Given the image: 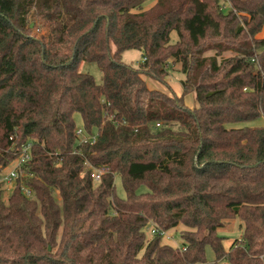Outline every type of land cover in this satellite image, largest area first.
Segmentation results:
<instances>
[{"label":"trees","instance_id":"16d2710c","mask_svg":"<svg viewBox=\"0 0 264 264\" xmlns=\"http://www.w3.org/2000/svg\"><path fill=\"white\" fill-rule=\"evenodd\" d=\"M223 1L0 0V173L31 143L34 192L18 180L5 199L0 181V264H264V124H248L264 118V0ZM169 61L181 95L143 78L165 83ZM76 113L95 142L79 143ZM232 217L243 231L225 249ZM179 224L182 245L165 243Z\"/></svg>","mask_w":264,"mask_h":264},{"label":"rangeland","instance_id":"374dc122","mask_svg":"<svg viewBox=\"0 0 264 264\" xmlns=\"http://www.w3.org/2000/svg\"><path fill=\"white\" fill-rule=\"evenodd\" d=\"M223 1V0H222ZM155 0H144L142 4V9H148L154 4ZM224 7L225 9L229 8L228 2H224ZM33 18V17H32ZM31 18V19H32ZM33 24V25H32ZM31 28H32V34L37 35V36H42L43 34H46L47 32V27L44 24V21L36 17L34 20H31ZM261 35H264V30L261 33ZM171 38L172 40L178 39V35L175 31L171 33ZM213 53V52H210ZM230 52H226L224 54L225 57L230 56ZM122 59L125 63L130 64L134 67H138L140 63L143 61V56H142V51L139 49H127L123 52L122 54ZM181 64L177 62H172L169 61V64L167 66L168 73L167 76L165 77L166 82H161L158 81L148 75H143V78L145 79L148 87L150 88H156L159 89L169 95H173L176 93L175 89H179L180 86H182V79L184 78V74L180 70ZM80 69L85 72L91 73L95 79L100 82L102 78V72L99 69L98 65L95 62H89V61H81L80 63ZM195 92L192 91L188 93L185 96V100L187 103H193V105L196 104L195 102ZM191 101V102H190ZM75 120L76 124L78 127H83V120L82 117L79 113L75 114ZM249 125H263L264 124V118L260 117L259 119L248 123ZM239 125V124H238ZM12 166L9 164V167ZM8 169L3 170V172H6ZM6 186V194H5V199L8 198L10 192L12 191V187L10 188L9 184H5ZM115 186H116V192L119 196L124 197L125 192L122 186L121 178L116 175L115 177ZM140 190L144 191L146 190L145 186H142ZM186 227L183 224H179L177 227L172 228L168 231H165L162 236H163V241L165 243L171 244L173 246H181L182 245V238H181V231L185 229ZM155 226L152 222L148 224V226L145 228V232L147 235V239H151L152 236L154 235ZM243 231V222L239 217H232L227 220H225V225L219 229V234L222 236H225L224 240V247L225 249H228L232 242L234 241L235 238H238L241 236ZM215 257L214 251L211 248V246L206 247V258L207 260H213ZM221 264H227L226 261H222Z\"/></svg>","mask_w":264,"mask_h":264},{"label":"built area","instance_id":"2783aa9c","mask_svg":"<svg viewBox=\"0 0 264 264\" xmlns=\"http://www.w3.org/2000/svg\"><path fill=\"white\" fill-rule=\"evenodd\" d=\"M76 133L79 136V143H84V142L93 143L96 141L98 136L97 131H95L93 134H88L86 133L83 127H78ZM30 149H31V143H27L19 152L17 158L10 163V165L12 166L9 167L8 165L4 167L0 173V181H4L5 184H9L10 188L12 187L11 189L15 187L16 182L19 180L21 190L23 194H25L27 197H31L34 195L32 188L23 182V177L28 173L27 170L24 168V163L31 156ZM84 168L85 170L91 169V176L94 182H99L101 180L103 170L93 167L90 164V162H88L87 160L84 162ZM5 169L8 170L6 172H3V170ZM154 231L156 232V228ZM184 249L186 248L183 247V250Z\"/></svg>","mask_w":264,"mask_h":264},{"label":"crops","instance_id":"0c3cea01","mask_svg":"<svg viewBox=\"0 0 264 264\" xmlns=\"http://www.w3.org/2000/svg\"><path fill=\"white\" fill-rule=\"evenodd\" d=\"M155 2H156V0H155ZM154 2V3H155ZM182 90H183V88H182V86H180L179 87V89H175V91H176V93H177V95H181L182 94ZM186 96V95H185ZM195 97V96H194ZM185 102H186V104L188 105V106H190V107H193L194 105H193V103L191 102V103H187V101L185 100Z\"/></svg>","mask_w":264,"mask_h":264},{"label":"water","instance_id":"95a60500","mask_svg":"<svg viewBox=\"0 0 264 264\" xmlns=\"http://www.w3.org/2000/svg\"><path fill=\"white\" fill-rule=\"evenodd\" d=\"M33 25V24H32Z\"/></svg>","mask_w":264,"mask_h":264}]
</instances>
